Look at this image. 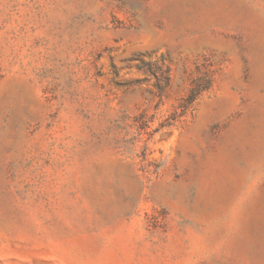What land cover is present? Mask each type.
<instances>
[{
  "label": "rangeland",
  "instance_id": "1",
  "mask_svg": "<svg viewBox=\"0 0 264 264\" xmlns=\"http://www.w3.org/2000/svg\"><path fill=\"white\" fill-rule=\"evenodd\" d=\"M0 264H264V0H0Z\"/></svg>",
  "mask_w": 264,
  "mask_h": 264
}]
</instances>
